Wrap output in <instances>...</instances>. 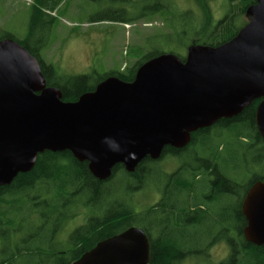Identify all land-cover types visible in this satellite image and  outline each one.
<instances>
[{
    "label": "water",
    "instance_id": "obj_1",
    "mask_svg": "<svg viewBox=\"0 0 264 264\" xmlns=\"http://www.w3.org/2000/svg\"><path fill=\"white\" fill-rule=\"evenodd\" d=\"M230 41L190 45L184 61L171 53L138 68L131 82L109 77L75 102L47 87L38 60L12 39L0 40V188L31 171L37 156L68 151L101 181L116 165L133 173L165 147L181 149L191 134L239 115L254 101L264 142V0ZM134 154L135 158H129ZM243 236L264 245V179L245 193ZM144 230L129 227L97 242L72 264H148Z\"/></svg>",
    "mask_w": 264,
    "mask_h": 264
},
{
    "label": "trees",
    "instance_id": "obj_2",
    "mask_svg": "<svg viewBox=\"0 0 264 264\" xmlns=\"http://www.w3.org/2000/svg\"><path fill=\"white\" fill-rule=\"evenodd\" d=\"M64 1L32 0L27 36L23 40H17L12 34L5 33L1 38L14 40L38 60L46 86L59 89L64 102H75L81 95L93 91L99 83L109 77L131 82L140 66L161 54L171 53L184 61L185 51L190 45L217 47L230 41L248 23L247 20L250 19L248 10L257 2L227 0L225 14L215 21L208 5L212 0H186L190 1L194 9L190 4L187 7L183 6L182 0H87L104 4L108 13L105 17L91 18L90 23L112 21L133 24L143 21L144 24H148L160 20L163 30L151 38H162L164 41L161 45L166 49L146 54L143 46L138 47L135 52L137 60L132 66L125 67L119 72H109L93 84L94 78L91 75L71 78L61 76L56 68L46 63L40 55L42 39L47 36L55 21L51 14L57 11ZM182 48L184 54L180 51ZM258 102H252L236 117L222 119L219 122L218 126L223 127L224 134L225 132L231 134V153L228 157H223L218 151L220 144L214 143V136L208 129L191 134L188 145L180 150L165 147L159 160L144 159L133 173H127L123 166L116 165L110 178L105 181L94 177L87 168V162L77 161L68 151L56 153L45 151L39 154L31 171L18 174L9 186L0 188V224L6 230L3 241L7 247L11 243L16 249L9 257L4 256L7 247L0 249V264H15L24 250L27 251V256H30L42 249L41 246L19 248L18 243L9 240L10 236L16 237L18 232L16 222L21 219V214L26 212L30 222L36 220L35 215L39 211L42 197H52L53 200L47 199L46 203L50 210L56 211L55 207L58 206L56 201L59 203L65 197L80 196L94 200L105 194L107 186L119 181L127 184L122 199L109 202L101 216L90 217L84 226L72 231L70 246L74 249L73 260H77L97 242L132 226L143 229L147 235L150 254L148 264H180L185 259L208 257L209 250L197 248L212 242V238L215 237L212 229L216 226L220 229L229 227L230 224L231 228L241 230L245 222L240 214L243 197L255 181L264 179V170L259 174L253 170V166L264 167V142L255 126ZM166 157H176L179 160L178 169L171 175L163 173L159 165L161 159ZM200 162L217 164L222 169L221 174L215 177L212 187L215 188L214 192L217 195L231 194V209L227 207V203L221 201L218 203L219 207L204 210L201 214L202 228L195 222L191 224L188 222L184 226L180 220L176 221L183 225L172 223L169 226V220L175 216L170 205L174 203L172 196L196 194L195 191L191 192L190 188L196 186L195 178L198 174L196 170ZM229 165L231 178L228 175ZM246 174L250 175L248 180L245 179ZM153 177H156L155 182ZM150 181L155 183L157 189L165 196L163 200L165 206L161 209L163 215L160 216L166 217V222L157 243H152L151 239L150 208L138 211L131 203L132 196ZM45 236L38 234L28 243H34L39 238V244L42 245L46 241ZM218 239L225 240L229 249L227 258L218 264H264V245L255 246L248 243L240 233L236 235L220 232ZM41 240H44L43 243Z\"/></svg>",
    "mask_w": 264,
    "mask_h": 264
},
{
    "label": "rangeland",
    "instance_id": "obj_3",
    "mask_svg": "<svg viewBox=\"0 0 264 264\" xmlns=\"http://www.w3.org/2000/svg\"><path fill=\"white\" fill-rule=\"evenodd\" d=\"M31 4L32 0H0V40L5 33L12 34L17 40H23L27 36ZM189 4L194 9L190 1L182 0L183 6L187 7ZM208 5L216 21L225 14L227 0H212ZM51 15L55 17V21L48 30L47 36L42 39L43 47L40 55L46 63L52 64L65 78L91 75L94 78L93 84H95L100 77H104L109 72H119L125 67L132 66L137 60L135 52L138 47L143 46L146 54L154 50L157 52L166 50L161 45L164 41L162 38H151L152 35L163 30L160 20L148 24H144L143 21L133 24L112 21L90 23L91 18L105 17L108 13L104 4H96L87 0H65ZM183 48L180 50L182 54H184ZM212 134L214 143L220 144L218 151L223 157H228L231 153V134L228 132L224 134L221 126L215 128ZM159 165L167 173H172L178 163L166 157L161 159ZM229 167L230 165L228 170ZM253 170L259 174L264 167L253 166ZM245 176L246 180L250 177L249 174ZM155 179L156 177H153V181ZM126 187L125 182H114L107 186L105 194L94 200L87 196L65 197L59 203L56 201L58 205L55 207L56 211L50 210L51 208L46 203L47 199L52 201L53 198L42 197L38 207L39 211L35 215L36 220L30 222L26 212L21 214V219L16 222V229H18L16 237L10 236L9 240L18 243L19 248L41 246L43 250L30 256H27L28 253L24 250L15 264H66L49 262L52 249L73 248L70 246L72 231L84 226L90 217L101 216L109 202L119 200L124 195ZM159 192L155 183L147 182L132 196L131 203L136 210L142 211L149 207ZM4 232L6 230L0 224V249L7 247L3 241ZM38 234L46 235L45 244L44 240H41L43 244L40 245L39 238L34 243H28ZM14 247L9 243L4 256L9 257L14 254L16 250ZM227 248L226 243L219 242L214 249L209 250L208 257L189 258L180 264H218L229 255Z\"/></svg>",
    "mask_w": 264,
    "mask_h": 264
},
{
    "label": "flooded vegetation",
    "instance_id": "obj_4",
    "mask_svg": "<svg viewBox=\"0 0 264 264\" xmlns=\"http://www.w3.org/2000/svg\"><path fill=\"white\" fill-rule=\"evenodd\" d=\"M222 120V119H221ZM217 121L216 123H214L213 125L203 128L201 130H210V132L212 133V131L217 128L219 122L221 121ZM219 127V126H218ZM175 149V148H174ZM180 150V149H177ZM162 157V156H161ZM160 157V158H161ZM159 158V159H160ZM173 160H176L178 163L177 168L172 172V173H167L166 171L162 170L163 173H165L166 175H171L173 173L176 172V170L179 167V160L176 157H169ZM158 159V160H159ZM202 159H204L202 157ZM156 161V160H154ZM221 168L220 166H218L217 164H206L203 162H200L198 164V168H197V176L195 178L196 181V186H192L190 188V191L193 192L195 191L196 194H191V195H177V196H172L174 199V203L170 204L171 205V209L175 212V216L171 217L172 219L169 220V226L172 225V223L179 225V222L176 220H180L182 221V223L184 224V226H186L188 224V222H190V224L192 222H195L197 225H199V228H202L203 226V222H202V212L204 210H210L211 208H216L219 207V204L221 201H223V203H227V207L229 209H231V194L227 195V196H221V195H217L214 192V180L215 177L219 176L221 174ZM230 173L228 174L229 177L231 178V166L229 167ZM206 178V179H205ZM165 199V196L163 195V193L160 191L154 198L153 201H151L149 208H150V226H151V239H152V243H157L159 241V235L161 233V229H164L165 225L164 223L166 222V217H161V209L164 208L165 204L163 203V200ZM187 199L189 201H187ZM169 200V199H168ZM178 201H183V202H178ZM241 214V211H240ZM241 216L243 217V215L241 214ZM244 218V217H243ZM245 221V219H243ZM180 223L179 226L183 225ZM246 222H243V225L241 227V230L236 229V227L231 228V225L229 224V227H222L219 229L218 226L214 227L212 229V231L215 234V237L212 238V242L208 243L206 246H200V248H197L199 250H211L214 249L215 246L219 243V242H225V240H219L218 239V234L220 232L222 233H227V234H242L243 235V228L245 227ZM168 227V226H167ZM217 234V235H216ZM244 237V236H243ZM245 239V238H244ZM227 244V243H226ZM72 247V246H71ZM228 247V245H227ZM43 248L40 250L42 251ZM73 248L67 247L65 249H52V253L50 255V263H61L64 262L66 264H72V262H74L75 260H73L74 254H73ZM227 250H229L227 248ZM72 253V255H71Z\"/></svg>",
    "mask_w": 264,
    "mask_h": 264
},
{
    "label": "clouds",
    "instance_id": "obj_5",
    "mask_svg": "<svg viewBox=\"0 0 264 264\" xmlns=\"http://www.w3.org/2000/svg\"><path fill=\"white\" fill-rule=\"evenodd\" d=\"M129 158H135V157H134V154H130V157H129Z\"/></svg>",
    "mask_w": 264,
    "mask_h": 264
}]
</instances>
